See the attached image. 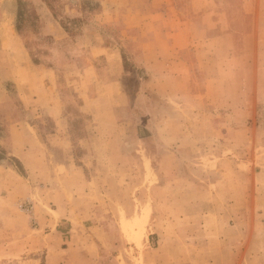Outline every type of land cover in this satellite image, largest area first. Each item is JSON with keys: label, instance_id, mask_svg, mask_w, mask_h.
<instances>
[{"label": "rangeland", "instance_id": "374dc122", "mask_svg": "<svg viewBox=\"0 0 264 264\" xmlns=\"http://www.w3.org/2000/svg\"><path fill=\"white\" fill-rule=\"evenodd\" d=\"M29 1L31 3L23 5L28 17L22 22L21 32L15 28L18 0L0 2V153L4 150L8 157L18 158L24 167L22 174L13 159L0 162L18 173V176L9 175L0 168L1 244L6 247L8 242L14 239L10 232V222L19 228L18 231L12 229L13 233L20 232V236L27 234L31 239L32 234L33 237L37 235L36 229H41L37 207H46L43 200L45 194H42L46 192V184L51 185L42 175L44 171L37 170L39 166H35L37 162H41L42 155L43 160L52 162L60 158L66 161L73 157L75 164L81 166L79 168L83 169L88 178L100 174L109 175L104 182L109 194L105 199L114 209L118 208L119 215L123 212L121 222L125 237L136 248L127 251L128 259L125 260L128 264L133 262L131 257L137 261V250L140 252L142 263V250L145 247L143 240L148 236L149 215L153 205H158L159 200L156 198L157 202L154 203L155 187L161 186L163 196L160 206L167 209L169 189L173 190L171 202L175 201V186L178 190L187 185L203 187L222 173L239 175L242 193L245 188L250 192V198L243 197L242 200L245 199L247 204L250 203L257 210H264V198L261 203H256L252 192L255 185L260 184L258 180L264 189V176L257 179V175L264 171V0H175L181 8L186 9L189 17L196 16L200 9H206L205 19L210 25L208 53L205 56V69L202 71L203 79L207 78L208 82L203 86L192 84V94L203 95L208 90V97L204 103H200L201 100L189 101L186 103L187 108L165 100L168 107H174V114L180 113L181 126L188 125L194 129L193 140L198 141V147H181L176 151L178 162L175 165L169 163L168 150L163 148L168 146V134L162 132L154 138L152 129L156 125H153L151 114L149 117H143L140 113L146 107L151 110L153 103H158V100L154 101L156 95L152 93V85L148 87L143 84L150 72L135 59V54L138 55L136 50H133L135 43L128 37L133 31L126 30L125 24L117 22L101 24V0ZM112 1L119 9H127L129 13L136 12L138 16L135 20H138L146 15L152 16L156 9L162 11V8H166L170 11L168 2L172 0H125L128 3L134 1L136 4L133 6L127 2L125 4L124 0ZM115 7L113 15H121ZM10 21L21 36L18 38L19 44L4 41V37L8 36ZM56 22L62 28L65 25L70 30L68 37H55L51 27ZM102 34L109 42L115 37L119 45L124 44L125 49L129 51L124 55L122 86L129 95L130 106L122 109L123 111L118 110L116 120L122 133L119 138L113 137L123 144L120 149L123 165L120 162L117 165L114 163L94 166L91 159L95 153L100 159H106L108 153L103 149L92 151L90 155L87 148L90 143L96 141L97 136L92 115L82 108L83 97L99 91L106 95L105 101H108V94H112L110 90H105L93 70L88 71V67L96 64L101 74L108 76L107 59L103 56L94 58L88 53L90 41L98 39ZM27 53L32 61L35 59L37 64L44 66L48 71L49 74L46 75L53 81L52 90L62 101L64 111L70 117L63 137H59L54 120L43 114L42 106L30 103L29 96L37 95L39 85L34 83L33 90L36 93L31 94L22 85L18 86L13 78L17 73L13 71L12 63L22 60L23 55ZM23 71L17 70V75L27 82L25 79L30 76ZM191 97L194 98L192 95ZM164 113V119L161 121H165L164 127L170 129L169 124H172V120L177 121V118H169V111ZM6 136L11 137V145L20 150L29 147L36 149L28 157L33 166L26 168L25 156L21 157L19 151L14 154L8 149ZM104 137V142L108 141L107 136ZM60 142L63 146L58 145ZM219 156L225 159L219 160ZM163 157H166V160L162 163ZM31 167L34 168L33 173L29 171ZM73 174L67 176V179H72L65 182L67 188L69 185H78L74 183L78 176L75 172ZM121 175L128 177V183H123L126 188L123 196L120 190ZM169 176L174 179L176 177L177 180L172 181L171 187L168 184ZM164 184L167 186L163 187ZM121 197L129 205V209L134 207L133 214L126 215L122 210ZM69 200L67 204L72 201L76 208L68 213L64 222L76 229L79 226L77 223H80L83 217L86 218L85 221H90L89 214L79 212L88 204L81 202L79 198L77 201L73 197L70 202ZM177 200L178 205L174 210L179 213L183 202L180 198ZM240 216L241 221L248 222L249 225L251 222L264 223V215ZM191 217L193 221L200 220L198 214ZM113 218L115 219L116 215H113ZM60 225L62 229L68 227L65 224ZM263 231V228L259 229L257 241L251 239L253 230L249 231V235L241 244V249H245L251 243L250 240L254 243L256 253L259 251L258 256L263 259L257 264H264V243L260 239L263 237ZM150 244H153L152 238ZM4 246L0 245V264H26L25 256L8 254ZM36 253L37 256L41 255L39 250Z\"/></svg>", "mask_w": 264, "mask_h": 264}, {"label": "crops", "instance_id": "0c3cea01", "mask_svg": "<svg viewBox=\"0 0 264 264\" xmlns=\"http://www.w3.org/2000/svg\"><path fill=\"white\" fill-rule=\"evenodd\" d=\"M4 1L6 0H0V2ZM126 2L124 0L125 4ZM101 4L103 6L102 12L99 14L101 24L117 22L125 24L126 30L133 31L132 36L128 37L135 43L133 50H136L139 55L135 54L134 51L135 59H138V64L142 63L150 72L143 84L148 87L152 85V93L156 95L154 101L158 100V103H153L151 110L146 107L140 113L143 117H149L151 114L153 125H156L152 129L154 138L162 132L168 134V146H163V148L168 150L169 163L175 165L178 162L176 151L180 150L181 147L184 149L198 147V141L193 140L194 129L188 125L181 126L179 123L180 113L174 114L172 112L174 107H168L165 100L168 99L177 103L178 106L182 105L187 108L186 103L189 101L198 102L201 100L200 103H204L205 98L208 97V90L204 92V97L202 94H192V84L203 86L204 83L208 82L207 78L203 79L204 73L202 72L205 69V56L208 53V30L210 28L205 19L206 11L204 10L206 9H200L196 16L189 17L186 9L181 8L177 1L172 0L168 2L170 11L166 8H162V11L156 9L152 16L146 15L144 18L136 19V21L135 18L138 16L136 12L129 13L127 9H119V7L114 6L112 0H101ZM125 4L123 5L125 6ZM127 4L133 6L136 3L133 1V3L127 2ZM189 4L192 5V3ZM113 7L122 14L113 15ZM8 27V36L4 37V39L6 38L4 41L19 44L18 38L21 36L14 29L11 21ZM51 28L56 38L69 36V33L58 22L53 23ZM86 36L88 37V35ZM122 40L126 41L127 39ZM126 52L129 51L125 49L124 44L119 45L115 37H112V41L109 42L103 34L98 39L90 41L88 46V53L94 58L103 56L107 59L109 73L108 76H103L96 64L88 67V71L93 70L105 90L112 92V94H108L110 97L108 101H105L106 95L99 91L96 94L83 97L82 108L92 115L95 122L94 130L98 138H96V143L93 142L88 145L89 154L92 155V151L97 152L103 149L108 153L106 159H100L95 153L91 159L94 166H107L114 163L117 165L120 162L123 165V159L120 157V149L123 148V144L117 139L114 140L113 137L119 138L122 133V129L116 120L118 110H124L130 106L129 95L122 86V71ZM11 67L14 68V73L18 74L17 70H24L30 76L25 79L27 81L25 82L24 79L15 74L13 78L18 86L22 85L31 94H35L33 85L34 83L39 85L37 95L29 96L30 103L42 106L43 114L54 120L59 137H63L64 128L70 117L65 113L62 101L52 90L53 81L50 77L48 79L46 75L49 74L48 71L44 66L34 63L28 53L23 55L22 60H15ZM90 73L92 72H88V74ZM164 111L170 112L169 118H177V121L172 120V124H169L170 129H166L164 127L165 121H161L164 119L162 114L165 116ZM201 118L203 119L204 116ZM104 136H107V142H104ZM5 139L7 147L12 153L15 154L19 151L21 157L25 156L26 168L33 166L28 157L36 151L35 148L29 147L20 150L11 145V137L6 136ZM32 139L35 141L33 136ZM62 144V142L58 143L60 146H63ZM157 144L159 146V143ZM109 154L110 157H108ZM218 159L223 160L225 158L219 156ZM40 160L41 162H37L35 166H39L37 170L44 171L42 175L45 176L44 178L48 183H51L50 186L46 184V192L42 194V196L45 194L43 200H45L46 207H37L42 223L41 229H36L38 233L34 237L32 234L31 239L30 235L20 236V232L13 233L12 229L18 231L19 228L10 222V232L14 239L8 242L6 247L5 244L0 243V245L5 247L8 254L25 256L26 264H128L125 260L128 259L126 253L130 248H136L125 237L121 222L123 212L120 216L118 208L114 209L105 199L109 194L104 182L109 175L100 174L88 178L83 173V169L79 168L81 166L75 164L73 157L66 161L60 158L52 162L43 160L42 155ZM165 160L166 157H163L161 162L163 163ZM0 168L4 172H8L9 175L18 176L16 171L3 163H0ZM29 171L33 173L34 168L31 167ZM73 172L78 176V179L74 181L78 185H69L67 188L65 182L72 181L71 178L67 179V176L74 175ZM263 172L261 171L257 175V179L264 176ZM173 179V176H169V187L173 184L172 181L177 182L176 177ZM125 182L128 183V177H120L121 196L126 190L125 186L123 187ZM240 183L239 175L222 173L203 187L187 185L178 190L175 186V201L171 202L173 190L169 189L170 197H168L167 209L160 206L163 196L160 190L161 186L155 187L153 189L154 203L157 202L156 198L159 200L158 205H153L149 215L148 236L143 240L145 247L142 250V263L140 252L137 250L135 256L137 261L131 257L133 262L129 264H257L261 262L263 259L258 256L259 251L256 253L254 243L251 240L245 249H241V244L251 230H253L251 239L257 241L258 231L260 228L264 230V223L251 222L249 225L248 222L241 221L240 215H264V210H257L250 203L247 204L245 199L242 200L243 197L250 198V192L245 188L244 193H242ZM258 183L260 184L255 185L252 192L256 203H261L264 198V189H262L259 180ZM166 186V184L163 185V187ZM72 197L75 200L79 198L81 202L88 204L83 206L79 212L89 214L90 217V221H85L86 218L84 217L83 220L80 219L76 229L64 222L68 218V213L76 208L72 201L70 202ZM66 198L67 200L70 199V204H67ZM121 198L122 210L126 215L133 214L135 212L134 207L129 209V205L123 200V197ZM178 198L183 202L179 213L178 210H174L177 208ZM193 214L200 215V220L193 221L190 219ZM113 215H116L115 219ZM256 220L257 217L255 216ZM60 224L68 225V227L62 229ZM150 236L153 244H150ZM260 239L264 243V234ZM129 244L132 246H128ZM38 250L41 251L40 256L36 255Z\"/></svg>", "mask_w": 264, "mask_h": 264}, {"label": "trees", "instance_id": "16d2710c", "mask_svg": "<svg viewBox=\"0 0 264 264\" xmlns=\"http://www.w3.org/2000/svg\"><path fill=\"white\" fill-rule=\"evenodd\" d=\"M19 2V9H18V12H17V16H16V22H15V28L18 32H21L23 30V27H22V22L27 19L28 17V14L27 12L25 11V9L23 8V5L25 4H29L31 3V1L29 0H18ZM63 27L65 28V30L69 33L70 30L65 26L63 25ZM34 63H38L35 59H33ZM4 159H13L14 162L16 163L17 167H18V171L22 174H24V167L21 163V161L16 158V157H8L6 155V153H4V150H1V153H0V162Z\"/></svg>", "mask_w": 264, "mask_h": 264}]
</instances>
